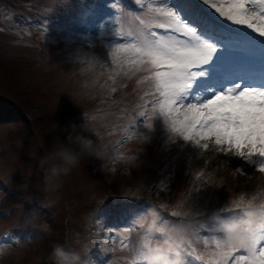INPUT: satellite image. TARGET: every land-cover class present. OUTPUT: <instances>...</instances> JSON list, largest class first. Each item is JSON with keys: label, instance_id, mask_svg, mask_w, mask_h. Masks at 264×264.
I'll return each instance as SVG.
<instances>
[{"label": "rangeland", "instance_id": "1", "mask_svg": "<svg viewBox=\"0 0 264 264\" xmlns=\"http://www.w3.org/2000/svg\"><path fill=\"white\" fill-rule=\"evenodd\" d=\"M148 2L157 0H146L139 19L124 26L125 31L140 34L145 24L156 22ZM90 3L93 0H0V11L6 14L0 16V62L6 67L0 70V210L20 199L29 202V210L18 203L21 208L13 215L0 217V228L20 218L26 228L41 222L45 235L32 241L34 248L31 244L22 249L4 248L0 264H50L53 246L58 243L78 250L87 264H98L97 260L102 261L99 264H144L139 256L143 238H155L163 249L166 236L160 228L150 227L152 217L133 221L135 228L111 225L108 229L115 235L109 238L103 236L106 225L99 220V213L123 217L126 211L122 206L151 197L159 215L166 213L174 225L179 218L171 216L173 211H188V216L203 213V218L210 219L241 195L258 199L259 190L264 188V173L258 170V162L264 157L245 160L211 151L201 154L200 146L174 134L160 114L139 124L137 131H132L138 137L129 143L132 136L129 140L126 137L128 126L132 128L140 118L141 100L149 98L142 90L149 82H140L143 71L114 75L109 65L113 44L109 33L114 26L107 18L104 24L94 22ZM37 14V36L31 39L14 21L19 15L22 22L35 21ZM54 17L61 22L52 24ZM70 22L85 25L87 32L81 40L66 31L65 23ZM152 30L165 33L163 29ZM7 72H17L19 78ZM122 87L126 89L124 102H133L129 111L118 105ZM11 104L21 107L28 117L17 113ZM85 121L100 128L99 136L84 134L102 142L105 155L102 159L86 157L57 187L45 179L40 160L53 144L67 142L73 124L79 126ZM151 162L155 168L151 176H168L160 184L148 176ZM148 204L145 201L144 205ZM141 210L134 207L129 213ZM171 228L167 230L171 232ZM214 236L224 238L212 229L202 236L193 231L187 240L176 237V248L188 264H210ZM205 239L209 244L203 243ZM167 253L174 256V251Z\"/></svg>", "mask_w": 264, "mask_h": 264}, {"label": "snow or ice", "instance_id": "2", "mask_svg": "<svg viewBox=\"0 0 264 264\" xmlns=\"http://www.w3.org/2000/svg\"><path fill=\"white\" fill-rule=\"evenodd\" d=\"M202 2L224 20L201 7L200 0H157L147 3L156 22L145 24L140 34L125 31L120 7L111 4L117 10L115 34L126 40L111 45L112 64L125 75L145 73L140 82L150 84L145 93L152 96L150 110L162 115L174 134L200 146L201 154L264 157V71L255 70L251 56L228 71V60L221 57L222 52L264 45V0ZM135 3L143 8L146 0ZM258 166L264 173V161ZM171 216L180 217L176 211ZM211 245L210 264H264V219L249 233L244 247L216 236ZM139 256L147 264L143 251Z\"/></svg>", "mask_w": 264, "mask_h": 264}, {"label": "clouds", "instance_id": "3", "mask_svg": "<svg viewBox=\"0 0 264 264\" xmlns=\"http://www.w3.org/2000/svg\"><path fill=\"white\" fill-rule=\"evenodd\" d=\"M148 127L151 128L152 125ZM71 128L67 142L61 141L58 144H53L40 160V167L45 172V179L57 187L74 169L81 166L86 157L102 159L105 155L103 143L84 134L90 132L96 136L100 135L99 129L91 121H85L79 126L73 124ZM228 208L242 210V217L225 219L216 213L213 218L224 233V241L229 245L244 247L248 244L249 233L257 228L261 219H264V188L259 190L258 199L256 197L246 199L244 195H241L239 198L231 200ZM176 215L187 217L189 212L176 211ZM158 216V207L151 205L147 212L136 213L133 220H147L148 217H152L150 227H155ZM156 230L159 231L160 229L157 228ZM171 232L179 241H184L192 234L193 225L191 223L176 224L172 226ZM143 255L147 264H183L182 253L178 247L174 250V256L170 257L161 247L144 243ZM50 259L51 264H87L78 250H70L59 243L53 246Z\"/></svg>", "mask_w": 264, "mask_h": 264}, {"label": "bare ground", "instance_id": "4", "mask_svg": "<svg viewBox=\"0 0 264 264\" xmlns=\"http://www.w3.org/2000/svg\"><path fill=\"white\" fill-rule=\"evenodd\" d=\"M219 154V153H218Z\"/></svg>", "mask_w": 264, "mask_h": 264}]
</instances>
